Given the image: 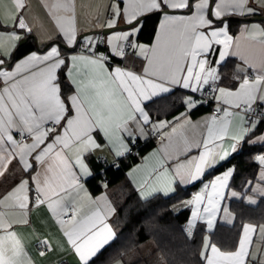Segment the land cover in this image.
I'll use <instances>...</instances> for the list:
<instances>
[{
    "label": "snow or ice",
    "instance_id": "snow-or-ice-1",
    "mask_svg": "<svg viewBox=\"0 0 264 264\" xmlns=\"http://www.w3.org/2000/svg\"><path fill=\"white\" fill-rule=\"evenodd\" d=\"M254 2L264 7V0H254ZM13 3L16 13L0 19V28L12 29L10 32H0V49H4L5 37L13 42L11 46L15 47L14 42L20 39L15 29L32 31L21 12L25 8L24 0H13ZM248 3L249 0H218V2L217 0H126L123 13L119 6L113 3L111 5L113 18L108 21L107 27H114L121 15L124 22L131 26L130 31L109 38L108 44L115 56L125 55L124 46L116 42L129 41V38L139 31L137 27L140 23L139 17L152 12H159L163 16L155 45L150 49L144 45H130L138 48L139 55L147 60L143 75L119 67L110 72L105 67V62L109 59L106 55L97 56L93 53L91 56L71 55L65 58L55 46L43 56H37L35 53L28 56L16 64L14 71L0 70V77L5 84V87L0 89V176L16 157L19 158L25 171L32 168L28 158L35 153L34 160L42 166V171L32 176V182L35 184V204H47L81 264H89L90 259L113 236L99 208L81 219L77 218L78 210L72 212L71 219L67 222L60 218L69 211L65 203L66 197L71 191L82 188L80 176L91 175L83 155L101 147L95 140L94 133H102L115 150V154L123 155L128 151L124 142L125 134L130 138L134 137L135 131L143 134V125L150 123L149 114L142 107L143 101L159 93L169 92L171 86L179 85L195 93L210 81L214 83L219 78L218 72L211 66L207 56L211 53L213 45H222L219 60L223 61L228 55L232 37L226 27L214 28L213 19L209 17L220 19L225 15L251 14L255 9L248 7ZM53 8L71 10L68 4H62L60 0H57ZM178 11L189 14H172ZM7 19L11 20V24L6 22ZM57 25L65 43L69 47L76 45L77 29L73 19L68 17L66 23H62L61 19L57 18ZM252 30L264 36V28L253 25ZM83 39L92 45L90 37ZM2 54L10 55V51L5 50ZM245 63L248 61L245 60ZM3 64L4 60L0 59V65ZM38 65L44 66L33 71L29 76L16 79L23 70ZM62 66L69 67L68 76L71 84L75 86L74 92L66 96L57 82V70ZM249 66L255 68V65ZM261 68L262 71L257 73L254 79L250 80L245 76L236 91L218 89L219 95L215 97L219 102L216 111H222L223 115L220 118L213 115L206 119V133L203 134L202 141L195 145L189 142L183 132L185 124L191 123L187 120L172 127L170 133H164L166 143L160 149L163 157H158L157 167L146 172L140 187L150 186V181L153 179L159 181L161 177H168L166 161L179 159L193 146L200 147L202 144L204 151L198 158L193 157L185 163L176 165L175 176L181 181H195L202 176L206 168L225 160L229 155L227 150L217 153L214 148L208 146L214 141H222L229 134L231 120L228 118L239 115L230 111V108L243 106L244 111H250L257 99L264 103V54L261 58ZM185 103L191 109L196 106L197 101L189 97ZM220 104L228 107L222 109ZM241 120H243L242 116ZM164 127H167L165 122L153 125L157 130ZM251 127L254 128L255 123ZM13 131L20 135L21 140L14 138ZM248 131L249 128H244L243 134L232 136L233 151H235V142L243 140L244 134ZM25 136L30 137L31 143L24 142ZM50 136L52 141L45 143ZM174 137L179 138L176 143L173 142ZM260 139L264 141V137ZM179 141H182V147ZM215 147H222V144H217ZM72 148H75L74 160L69 159L65 154L66 150ZM152 155L155 156L156 153ZM147 159L146 157L145 160ZM256 159L264 166V155H259ZM144 167L147 168V164ZM131 175L130 172L129 176ZM231 175L232 170H228L222 176H217L210 184H205L201 192L191 201H188L193 205L192 218L188 225L189 235L198 219H206L208 229L213 228V221L223 199V191ZM259 179L264 181V167L261 169ZM170 187L171 179L168 181L169 190ZM253 191L264 196V186L260 184ZM231 195L235 197L238 194L232 192ZM97 200L106 201L107 198L101 196ZM248 200L250 203H256L251 197ZM28 205V180H22L17 187L0 198V264H32L13 230L15 223L27 224L28 220L10 219L15 209L21 210L26 217L27 212L24 210ZM224 212L225 217L229 218L227 209H224ZM228 222L231 220L228 219ZM254 231L252 225L245 224L238 249L228 252L221 251L215 244L210 245L208 238L205 237L201 256L206 260V264H245L246 258L250 255V234ZM261 232L264 233V227L261 228ZM43 243L46 245V242ZM209 248L211 255H206ZM261 264H264V261H261Z\"/></svg>",
    "mask_w": 264,
    "mask_h": 264
},
{
    "label": "crops",
    "instance_id": "crops-1",
    "mask_svg": "<svg viewBox=\"0 0 264 264\" xmlns=\"http://www.w3.org/2000/svg\"><path fill=\"white\" fill-rule=\"evenodd\" d=\"M24 3H25V8L21 10V12L24 15V18L28 23V25L31 27L32 31L29 32L27 31V29H23V30L18 28L15 29L17 34L20 36V39L14 42L15 43L14 48L11 46L13 42L8 41L7 38L5 37L4 49H0V59L4 60L3 66L0 65L2 67L0 70L9 71V72L14 71L16 64L25 60L28 56L32 55L33 53H35L37 56H43L47 54V52L50 51L53 46H55L60 51L61 55L65 58H68L71 55L91 56L93 53L96 52L98 48H102L105 51V53L109 54L112 57V59L116 61L115 64L105 62V67L110 72L116 67H119L123 70H128L136 74L143 75L144 68L147 65V60H145V58L142 55H139L138 48L130 47L129 52H132L134 58L142 60V64L140 67H137L134 61H132L129 65L119 63L117 60L125 58L126 54L123 57L115 56L112 53L111 46L108 44V40L110 37L125 31H130L131 26L129 25L122 28L114 29L108 33L101 32V33H95L84 36L91 38L92 45H89L88 42L85 39H83L84 38L83 37L82 40L80 41V44L82 43L85 46L81 47V45H79L78 49L75 51H69V50L64 51L62 48L65 47H62L59 44H52L43 50H38L37 48H35L33 51L29 52L28 54L14 60V62H12L10 65L5 66V64L11 60L14 51L18 48V46H21L20 42L22 41V39H24L29 35H35L41 47H44L47 43L55 39H61V42L67 45L63 39V34L60 32L59 27L57 25V18H60L62 23H66L67 18L71 17L77 29V38H78V36L82 33L108 28L107 23L110 19L113 18V11L111 7L113 3L119 6L121 13H123V9L126 6V0H60V3L68 4L70 6L71 10L65 11L63 8H59V9L53 8V5L57 3V0H24ZM248 7L254 8L255 11L251 14L246 13L245 15H237V14H232V15L237 17L264 15V7L255 3L254 0H249ZM15 13H16V9L13 0H0V19H4L8 14L14 15ZM172 14L184 15L189 13H186L184 11H178ZM232 15H225L220 19H215L211 16L209 17L210 19H213L214 28L220 29L226 27L228 34L232 37L231 47L228 49V55L225 56L223 61L219 60V53L222 50L223 47L222 45H213V49L211 53L207 56V59L209 60L211 66L217 69L219 76V78L214 83L212 81L209 82V84L216 85V92L214 98L219 95L218 92L219 88H225L232 91H236L239 88V85L242 82V80L245 78V76H247L251 80L255 78V75L257 73L262 71L261 58H262V54H264V36H261L253 32L252 26L257 25L260 28H264V19H258V20L241 19L240 23L238 24L236 32L232 33L229 27V21L225 20V17ZM162 19L163 16L161 14L160 21L157 26L156 34L152 43L146 44V43L138 42L136 40V36L139 31H137L134 35H132L129 38V41H119L116 43L122 44L123 46L126 45L127 43H129L130 45L131 44L144 45L150 49L153 45L157 43V35L160 32V23ZM6 22L8 24H11L10 19H7ZM135 23L136 22H134V24ZM124 24L127 25L124 22L123 16L121 15V18L117 20L115 26L124 25ZM141 24H142V20H140V23L137 25L139 30L141 28ZM10 31H12L11 28H7V29L0 28V32H10ZM27 42L28 41H26L25 43ZM5 50L10 51V55L7 56L3 55L2 53ZM241 57H244V59H242ZM228 60L235 61V67H233L234 69L231 70L228 78L225 81H222L220 66L225 62H227ZM245 60H247L248 63H245ZM250 64L255 65V68L250 67L249 66ZM43 66L44 65H38L36 67L23 70L21 74L16 77V79H20L23 76H29L33 71H37L39 68ZM62 68L63 66L57 70V78H58L57 82L59 83L60 87L61 84L59 80V72ZM65 72H66L67 82L70 85V92H69L70 94L74 92L75 86L71 84L68 76L69 67H66ZM209 84L204 85L200 91H197L195 93H193L190 89H185L179 85L171 86L169 92L159 93L156 96L151 97L149 100L143 101L142 107L149 114L150 123L147 125H143L144 128L143 134H141L139 131H135V135L133 138H130L127 136V134H125L124 142L127 144L128 150L134 144L138 143L139 145H137V147H139L145 144L146 142H150V141L152 142V145L140 155L139 159L136 162H134L127 169L126 172L128 182L137 191V194L139 195L140 198L148 199L155 195H162L168 197L173 195L177 191L178 187L187 188L199 182L197 188L191 191L190 197L184 200L183 202L178 203L174 207L176 208V212H178L184 205L189 204L188 201H191L197 193H200L201 190L204 188L205 184H210V182L215 180L217 176H222L226 171L232 170V175L228 180L227 187L223 191V199L220 201V210L217 212L215 219L213 221V228H214L217 223L228 226L234 224L236 220V215L231 208L232 201L243 200L246 204L255 206L258 204L259 200L264 197L261 196L258 192L253 191V189L258 184L264 186V181H261L259 179L261 169L262 167H264L260 163H259L260 166L258 172L256 174V178L248 182L244 191H240L230 186V181L234 173L233 167H228L221 173L212 176L211 178H205V174L207 172L214 169L222 162L228 160L234 153L238 152L243 142L246 139H248V142L250 144H254V145H260L264 143V141L260 139L261 137H264V126L261 130H257V126L259 122L248 119L246 115L239 108L229 109L233 113H239V115H233L232 117L228 118L231 120V124L229 126V134L225 136L222 141H214L212 144H209L208 146L209 148H214V150L217 153H221L227 150L229 155L225 160L219 161L212 167L206 168L202 176L195 181H190V182L181 181V179L178 176H175L174 170L176 165L179 163H185L187 160L193 157L198 158L200 153L204 151V147L202 144L200 147L193 146L189 152L182 154L179 157V159L173 158L172 160L166 161L165 167L168 168V173H169L168 177H161L159 181L153 179L152 181H150V186L143 188L140 187L146 172L153 167H157L158 157H163V153L160 151V149L166 143V140L164 138V133H170L172 127L177 126L179 124H183L185 120L190 121L191 123L185 124L183 132L187 136L189 142L195 145L197 142L202 141L203 134L206 133V128H205L206 119L213 115L217 116L218 118L222 117L223 113L220 116L212 113V106H210L207 110L199 114H195V115L192 114V111L196 109L200 104H202L198 96L206 90ZM4 87L5 84L3 78L0 77V89H3ZM175 90L184 92V98H183L184 105L182 106V110L178 112L176 115L172 117H168L166 115L168 114L169 110H172L170 106H168L166 107L167 111L165 115L154 117L150 109L148 108L147 103L156 98H160L162 96L168 95ZM61 91H62V87H61ZM189 97L197 101L196 106L191 109L185 103V100ZM216 102L218 101L216 100ZM256 102L260 103L264 111V103H262L259 99H257L253 104H255ZM241 116L243 117V120H241ZM161 122H165L167 124V127L160 128L158 130L153 128V125H159ZM253 123H255L254 128L251 127ZM194 125L195 127H193ZM244 128H249V131L247 132V134H244L243 140H240L239 142H235V151H233L231 148L232 144L234 143V141L232 140V136L243 134ZM152 130L161 133L163 136L162 139L156 140L155 138L151 137L150 131ZM57 131H59V129H57ZM18 135L19 134L16 131H13V136L16 140H18ZM94 138L97 141V143L101 145V147L94 149L90 152L84 153L83 155L84 162L88 165V169L91 175L80 176L81 178L80 184L82 185V188L71 191L70 195L66 197L65 203L67 204L68 207L72 206L75 208V211L77 210L79 211V216L77 217L78 219H81L91 214V212L95 211L97 208L100 209V211L105 217V223L111 228L113 233V236L108 241V243L105 244L99 250L101 251L105 246L110 244L117 236V230L114 224L112 223V220L116 214V202L113 193L117 191V188L105 187L104 191H102L98 195H93L90 192L87 185V180L94 175V169L92 168L89 159L95 157L96 159L103 160L104 162L118 163V161L122 158L131 157V156L134 157V156L128 154V151L124 152L123 155L117 156L115 154V150L112 148L111 145L108 144L107 140L103 137L102 133L99 132L94 133ZM178 140H179L178 137L173 138L174 143H176ZM51 141H52V137L50 136L49 139L45 141V143H50ZM179 142H180V146L182 147V141ZM27 143H31V139L27 141ZM217 144H222V147L216 148L215 145ZM41 147H44V145H41ZM169 150L171 151V149ZM153 153H156V155L153 156L152 155ZM65 154L69 157V159L74 160L75 148L66 150ZM259 155H264V153L257 154V156ZM34 156L35 153H33L32 157L28 158L29 163L32 164V168L28 169L27 171L24 170L23 165L19 162V158L16 157L11 161V163L8 164L7 169L4 171V174L0 176V198L5 196L8 192L12 191L15 187H17L22 180L29 181V205L28 208L24 210L27 212V216L24 217L22 211L19 209H15L14 215L10 216V219L13 220H22L26 218L28 220V223L27 224L15 223L13 225V230L16 232L18 239L21 241L24 250L28 255V258L31 259L32 264H57L61 261H67L70 264H81L78 255L75 253L72 246L68 243L67 237L64 236L60 225L57 223L56 217L53 216L47 204L46 203L41 205L35 204V184L32 182V176L36 175L38 171H42V166L34 160ZM146 157L148 158L147 161L145 160ZM145 164H147V168L144 167ZM134 169H137V171H133ZM130 172L132 173L131 176H129ZM169 179H171L170 190L168 188ZM232 192H236L238 195L234 197L231 195ZM101 196H105L107 200L106 201L97 200V198ZM89 197H91V200H89ZM249 197L254 199L256 203L254 204L250 203L248 200ZM93 201H95V203H93ZM189 205L191 207L190 214L188 220L184 223V230L188 235H189L188 225H189V221L192 218V209H193V205L191 204ZM201 208H203V205L201 206ZM224 209H227L228 213L230 214L229 218L225 217ZM63 217L64 215H62L60 218L63 219ZM228 219H230L231 222H228ZM67 221L68 220H65V222ZM199 223H205L207 227L206 219H198L195 222L194 227L191 229V234L193 233L195 227ZM245 224L252 225L255 229V231L250 234L251 235V245L249 247L250 255L248 258H246L245 264H261V261H264L263 259L264 243H262V247H260L261 249H258L257 245L260 242L256 241V236L261 227H258L257 225L249 222ZM244 225L242 227L240 238L243 235ZM43 242H46V245ZM147 244L149 243L143 245L142 248H140L136 254L129 255L126 257V259H118L112 264H164L163 256L160 253L153 252L155 246L153 244L152 245H147ZM146 246L149 247L145 249ZM238 246H239V242H238ZM238 246L234 250H222L219 246L217 247L221 251L228 252V251H236L238 249ZM45 248L48 249V252H44ZM256 250L257 253H255ZM41 253H43V255H41ZM206 255H211L210 248L206 252Z\"/></svg>",
    "mask_w": 264,
    "mask_h": 264
},
{
    "label": "trees",
    "instance_id": "trees-1",
    "mask_svg": "<svg viewBox=\"0 0 264 264\" xmlns=\"http://www.w3.org/2000/svg\"><path fill=\"white\" fill-rule=\"evenodd\" d=\"M161 14H153L142 19L141 28L136 36L138 42L150 44L154 40ZM245 17L228 16L232 33H235L241 19ZM61 41V39H58ZM80 45V43H79ZM78 45V47H79ZM77 47V49H78ZM36 47L35 40L29 38L28 42L18 46L11 59L15 60L33 51ZM64 51L66 48H62ZM76 49V50H77ZM119 63L129 65L132 61L140 67L142 60L133 57L132 52H127L126 57L117 60ZM220 69L221 79L225 81L231 70L235 67V61L228 60L222 64ZM66 66L59 72V80L62 92L66 96L70 92L67 82ZM184 92L175 90L172 93L156 98L147 103L154 117L166 114V107L170 106L166 116L172 117L182 110L184 105ZM210 106L200 104L192 111L199 114ZM264 122H259L257 130H261ZM137 144L134 146L137 147ZM152 145L146 142L139 146L140 155ZM264 153V143L260 145L250 144L246 139L238 152L234 153L228 160L222 162L214 169L205 174V178H211L228 167L234 168L230 186L244 191L248 182L256 178L259 162L256 156ZM140 155L122 158L118 163H108L92 157L89 162L94 169V175L87 180V185L93 195L104 191L105 187L117 188L113 193L116 202V214L112 220L117 236L115 239L99 251L89 264H112L118 259H126L134 255L146 243H152L155 248L153 252L163 256L164 264H206L201 252L204 250V239L208 238L209 244H216L222 250H234L238 246L242 227L249 222L264 227V197L257 205L251 206L243 200L232 201L231 208L236 215L233 225L228 226L217 223L209 230L205 223H199L193 233L188 235L184 230V223L190 214V205H184L178 212L174 207L190 197L191 191L197 188L199 182L187 187H178L177 191L168 197L155 195L148 199H142L137 191L128 182L127 169L136 162ZM119 189V190H118ZM264 243V233H263ZM57 264H70L61 261Z\"/></svg>",
    "mask_w": 264,
    "mask_h": 264
},
{
    "label": "built area",
    "instance_id": "built-area-1",
    "mask_svg": "<svg viewBox=\"0 0 264 264\" xmlns=\"http://www.w3.org/2000/svg\"><path fill=\"white\" fill-rule=\"evenodd\" d=\"M81 47H84L85 45L84 44H80ZM130 44L127 43L126 45H124V52L125 54L129 51L130 49ZM95 54L97 56L99 55H106L109 57V59L106 61L108 63H111V64H115L116 61L112 59V57L105 53V51L102 49V48H98L95 52ZM213 89H216V85L215 84H209L206 88V90L200 94L198 96L199 100L201 101V103L205 106L209 105V106H212V113L220 116L222 114V111L221 112H217L216 109H217V106H218V103L219 102H216L214 96H215V92ZM222 109L225 108V107H228L227 105H223V104H220L219 105ZM245 115L248 119L250 120H254V121H257V122H264V111L262 109V106L260 105V103L256 102L255 104L252 105V110L250 111H244L243 110V106L242 108H239ZM150 136L155 138L156 140H160L162 139V134L155 131V130H152L150 131ZM18 140H21V137L20 135H18ZM30 140V137H27L25 136L24 138V142H27ZM128 154L130 155H133V156H138L140 155V151H139V148L136 147V146H132L130 147V149L128 150ZM81 180V178H80ZM69 211L67 213V215H64L63 219L64 220H69L71 219V216H72V212L75 211V208L72 207V206H69ZM42 246V245H41ZM44 252H48V249H44Z\"/></svg>",
    "mask_w": 264,
    "mask_h": 264
},
{
    "label": "water",
    "instance_id": "water-1",
    "mask_svg": "<svg viewBox=\"0 0 264 264\" xmlns=\"http://www.w3.org/2000/svg\"><path fill=\"white\" fill-rule=\"evenodd\" d=\"M153 14H161V13H159V12H152V13H146L144 16H142V17H139L138 19H139V21L140 20H142L143 18H145V17H147V16H150V15H153ZM226 18H228V17H225V19ZM244 19H246V20H254V19H264V15H254V16H250V17H245ZM125 26H128V25H117V26H114V27H112V28H104V29H102V30H93V31H88V32H85V33H82V34H80L79 36H78V38H77V43H76V45H74L73 47H68L67 45H65L64 43H62L60 40H58V39H55V40H53V41H50L49 43H47L44 47H41L40 45H39V43H38V41H37V39H36V37H35V35H29V36H27V37H25L24 39H22V41L20 42V45H22L23 43H25L26 41H28V39L29 38H33L34 40H35V43H36V47H37V49L38 50H43V49H46L47 47H49L50 45H52V44H59V45H61L62 47H65L67 50H69V51H75L76 49H77V47H78V45H79V43H80V41L82 40V38L84 37V36H87V35H90V34H95V33H101V32H103V33H108V32H110V31H112V30H114V29H118V28H122V27H125ZM14 60H15V57H13L8 63H6L5 64V66H7V65H10L12 62H14ZM3 66V65H2ZM2 67L0 66V69H1Z\"/></svg>",
    "mask_w": 264,
    "mask_h": 264
},
{
    "label": "rangeland",
    "instance_id": "rangeland-1",
    "mask_svg": "<svg viewBox=\"0 0 264 264\" xmlns=\"http://www.w3.org/2000/svg\"><path fill=\"white\" fill-rule=\"evenodd\" d=\"M176 211V208H174V212ZM262 228V227H261ZM261 228L259 229V232L256 236V241H259L260 243L257 245L258 246V249H261L260 247H262V243H263V233L261 232ZM147 245H152V243H149ZM149 246H146L145 249H147ZM257 253V250L256 252ZM263 255H264V252H263ZM264 259V258H263Z\"/></svg>",
    "mask_w": 264,
    "mask_h": 264
}]
</instances>
